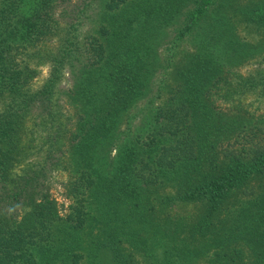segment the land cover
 Here are the masks:
<instances>
[{"label":"trees","instance_id":"1","mask_svg":"<svg viewBox=\"0 0 264 264\" xmlns=\"http://www.w3.org/2000/svg\"><path fill=\"white\" fill-rule=\"evenodd\" d=\"M73 1L0 0V264H264V0Z\"/></svg>","mask_w":264,"mask_h":264},{"label":"rangeland","instance_id":"2","mask_svg":"<svg viewBox=\"0 0 264 264\" xmlns=\"http://www.w3.org/2000/svg\"><path fill=\"white\" fill-rule=\"evenodd\" d=\"M81 0H74L68 5V13L70 16L74 14V10L80 6ZM254 65H248L240 69V72L243 74H246L249 70L254 68ZM39 77L34 81L33 85L34 87H37L40 85L42 80L47 76L48 69L46 67L41 68ZM70 83L68 81H65L62 86L64 88L68 87ZM260 106V112L264 111V101L259 104ZM66 180V175L61 173H53L48 179V186H49V192L51 194V197L56 201L58 210L60 214H65L67 212V207L69 205V201L65 198L64 193V187L63 183Z\"/></svg>","mask_w":264,"mask_h":264}]
</instances>
